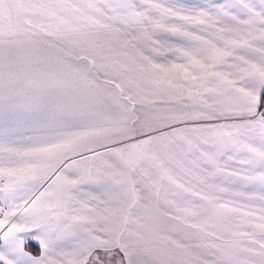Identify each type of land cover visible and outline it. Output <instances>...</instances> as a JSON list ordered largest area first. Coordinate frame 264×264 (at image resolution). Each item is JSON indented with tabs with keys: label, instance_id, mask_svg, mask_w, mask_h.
<instances>
[{
	"label": "snow or ice",
	"instance_id": "obj_1",
	"mask_svg": "<svg viewBox=\"0 0 264 264\" xmlns=\"http://www.w3.org/2000/svg\"><path fill=\"white\" fill-rule=\"evenodd\" d=\"M0 241L264 264V0H0Z\"/></svg>",
	"mask_w": 264,
	"mask_h": 264
},
{
	"label": "crops",
	"instance_id": "obj_2",
	"mask_svg": "<svg viewBox=\"0 0 264 264\" xmlns=\"http://www.w3.org/2000/svg\"><path fill=\"white\" fill-rule=\"evenodd\" d=\"M180 3L189 5V6H195V5H204L210 2V0H179ZM212 2H215V0H212ZM162 39H166L168 40L169 43H176L177 40L174 37H170L167 35L162 36ZM169 59H171V57H169ZM161 62H163L161 60ZM230 169H226V171H229ZM2 242V241H0Z\"/></svg>",
	"mask_w": 264,
	"mask_h": 264
}]
</instances>
